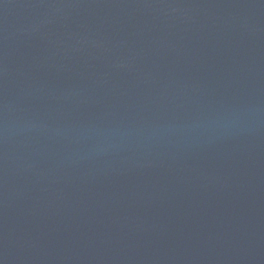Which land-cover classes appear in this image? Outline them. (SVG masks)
I'll use <instances>...</instances> for the list:
<instances>
[{"label":"water","instance_id":"water-1","mask_svg":"<svg viewBox=\"0 0 264 264\" xmlns=\"http://www.w3.org/2000/svg\"><path fill=\"white\" fill-rule=\"evenodd\" d=\"M0 264H264V0H0Z\"/></svg>","mask_w":264,"mask_h":264}]
</instances>
